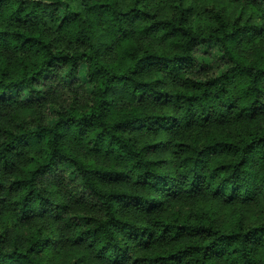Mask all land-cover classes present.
I'll use <instances>...</instances> for the list:
<instances>
[{
    "label": "trees",
    "instance_id": "trees-1",
    "mask_svg": "<svg viewBox=\"0 0 264 264\" xmlns=\"http://www.w3.org/2000/svg\"><path fill=\"white\" fill-rule=\"evenodd\" d=\"M185 1L0 0V264H264V0Z\"/></svg>",
    "mask_w": 264,
    "mask_h": 264
},
{
    "label": "rangeland",
    "instance_id": "rangeland-1",
    "mask_svg": "<svg viewBox=\"0 0 264 264\" xmlns=\"http://www.w3.org/2000/svg\"><path fill=\"white\" fill-rule=\"evenodd\" d=\"M120 1L122 4L125 5V4H127L128 0H120ZM148 1L149 2H152V1L155 2V0H148ZM205 1H207V0H186L184 3L185 4L195 3V4H197V6L198 5L202 6V5H204ZM219 4L224 5V2L220 1ZM73 7H74L75 11H79L81 9V3L77 2L74 4ZM224 8L226 9L227 13H229V14H232V11L233 12L236 11L237 13H239L241 10V6L239 4H233V5L227 4ZM244 17H247V11H245ZM48 34L49 35H55L54 31L51 33H48ZM57 41H58V43L60 42L62 46L70 45V39L67 38L66 36L61 35V38ZM263 45H264V42H263ZM26 55L30 56L31 54L30 55L26 54ZM5 56L8 59H10L11 62H13L14 59L17 57L16 54H14L12 52H8V51H5ZM113 57H114L113 53L110 51L109 52V58L112 59ZM47 91H48V95L46 97L48 99L52 100L54 103H57V104H62L66 95L69 93L74 95L79 100L80 103L84 99H86L84 92L81 91L78 87L66 88V87H63L60 85H54L52 83H49L47 86ZM263 101H264V98H263ZM18 107H19L18 110L20 111L21 117L27 118L29 113L31 112L30 108H32V107H26V106H18ZM40 109L43 112L45 111L43 107ZM40 109L38 108L39 111H40ZM34 110H37V109H34ZM258 113H257L258 119H264V112L258 111ZM144 136L145 135H140V134L137 136L140 144H142L144 142ZM241 208H244V207H241ZM246 208H249V206L245 207V209H243V211L239 210V212H242V215L244 216V218L246 220L247 219H256V217L258 215H255L256 213L254 214L255 208H249L248 210ZM222 210H225V209L222 207H219V210L217 212L219 213ZM228 213H232V212L229 211ZM5 215H6V213H4L3 211H0V226L3 225L2 223H3V219H4ZM229 215H231V214H229ZM226 219H230V216L227 217ZM37 223L38 222H36V225H37ZM38 224L40 225V223H38ZM43 229L45 232L51 234V228L44 226ZM18 230L20 233H27L29 230V226L22 225L21 229H18ZM52 235H54V234L52 233ZM54 238L56 239V242H57L59 240V235H55ZM56 245H57L56 249L55 250L53 249L48 254V256L51 257L53 264H64V262L67 261L66 259H69L72 261H77L78 264H93L91 258L88 256V254L85 253V250L71 247L68 244H66L64 241H59Z\"/></svg>",
    "mask_w": 264,
    "mask_h": 264
}]
</instances>
